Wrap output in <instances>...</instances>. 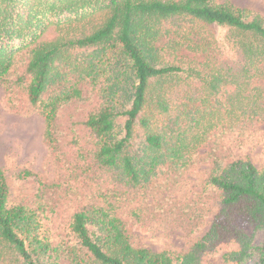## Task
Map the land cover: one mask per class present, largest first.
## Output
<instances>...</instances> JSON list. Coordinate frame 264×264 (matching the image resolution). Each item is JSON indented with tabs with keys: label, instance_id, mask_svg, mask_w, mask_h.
Wrapping results in <instances>:
<instances>
[{
	"label": "trees",
	"instance_id": "trees-1",
	"mask_svg": "<svg viewBox=\"0 0 264 264\" xmlns=\"http://www.w3.org/2000/svg\"><path fill=\"white\" fill-rule=\"evenodd\" d=\"M52 26L58 36L40 41ZM26 50L17 82L29 79L27 98L43 119L45 144L56 150L57 111L79 99L77 84L88 81L102 99L84 122L96 140L94 162L129 189L143 187L163 164L186 166L215 131L264 123V18L229 2L0 0V84ZM69 75L76 82L67 86ZM137 142L138 154L132 150ZM33 177L27 170L14 176ZM207 183L220 193V208L185 253L133 246L106 200L72 215L76 245L62 248L42 236L35 210L8 206L7 175L0 169V264H198L204 253L231 241L239 249L224 254L225 262L264 264V236L255 245L241 227L264 231V168L239 159L215 169Z\"/></svg>",
	"mask_w": 264,
	"mask_h": 264
},
{
	"label": "rangeland",
	"instance_id": "rangeland-1",
	"mask_svg": "<svg viewBox=\"0 0 264 264\" xmlns=\"http://www.w3.org/2000/svg\"><path fill=\"white\" fill-rule=\"evenodd\" d=\"M216 1L229 2L264 18V0ZM181 26L191 27L188 23ZM202 30L214 36L223 33L214 26ZM57 36L52 26L40 41L50 42ZM82 52L77 51L80 55ZM167 53L166 61L171 59ZM27 62L26 50L15 57L5 82L0 84V169L7 175L8 206L35 210L41 234L52 245H76L69 229L72 215L104 205L106 200L113 204L133 246L175 255L185 253L204 236L220 208V193L207 183L212 172L239 159L264 168V123L242 122L213 132L184 167L163 164L141 188L117 184L110 172L99 169L94 162L96 140L84 126L88 115L102 103L99 88L88 81L79 82L81 97L58 109L54 128L57 148L53 151L43 141L44 123L39 110L28 102L29 79L17 82ZM64 81L68 86L76 78L69 75ZM56 91L57 87L50 88L42 98ZM139 143L132 149L137 154ZM22 170L30 171L34 177L16 180L15 174ZM241 227L253 236L255 245L264 236V231H256L248 224L242 223ZM238 249L233 241L222 243L204 253L198 264H235L225 262L223 255Z\"/></svg>",
	"mask_w": 264,
	"mask_h": 264
}]
</instances>
